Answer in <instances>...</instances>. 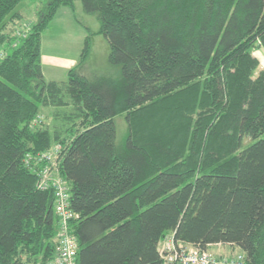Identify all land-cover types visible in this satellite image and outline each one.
Returning <instances> with one entry per match:
<instances>
[{
  "label": "trees",
  "instance_id": "obj_1",
  "mask_svg": "<svg viewBox=\"0 0 264 264\" xmlns=\"http://www.w3.org/2000/svg\"><path fill=\"white\" fill-rule=\"evenodd\" d=\"M21 1L0 0V264L55 259V192L25 156L57 143L75 264H162L172 232L264 264V0H82L120 72L76 65L65 80L44 75L42 33L75 0H49L11 33ZM90 47L88 35L78 63ZM47 105L67 107L64 126L32 125Z\"/></svg>",
  "mask_w": 264,
  "mask_h": 264
},
{
  "label": "rangeland",
  "instance_id": "obj_2",
  "mask_svg": "<svg viewBox=\"0 0 264 264\" xmlns=\"http://www.w3.org/2000/svg\"><path fill=\"white\" fill-rule=\"evenodd\" d=\"M48 1L22 0L17 5V10L22 13V18L17 19L14 23H9L8 30L17 34L26 32L29 26L38 18L40 9ZM99 28L100 18L98 13L87 12L83 7L82 0H75L73 7L61 5L55 17L42 33V64L46 78L67 79V71L79 62V55L84 48V41L88 35L91 43L89 55L83 62L77 64L78 71L89 75L95 73L119 74L120 66L109 61V43L107 38L99 32ZM262 53H264L263 48H255L254 54L260 60L257 72L264 69V55ZM45 59H49L48 65L44 62ZM66 110L67 107L43 106L39 113L42 115L41 122L51 130L57 126H64L65 118L62 114H65ZM115 122L117 142L123 143L128 130L125 115L123 113L116 115ZM209 248L215 253L227 255L240 251L228 244H212Z\"/></svg>",
  "mask_w": 264,
  "mask_h": 264
},
{
  "label": "built area",
  "instance_id": "obj_3",
  "mask_svg": "<svg viewBox=\"0 0 264 264\" xmlns=\"http://www.w3.org/2000/svg\"><path fill=\"white\" fill-rule=\"evenodd\" d=\"M41 121L42 115L38 114L32 125ZM62 147L57 143L45 150L29 152L25 156V163L37 174L39 188L52 187L55 192L54 209L59 218L58 246L55 259L50 264H75L77 243L68 224L74 215L70 206V186L59 171ZM159 252L162 264H244L246 259L243 251L231 255L215 253L209 247L177 240L173 232L161 240Z\"/></svg>",
  "mask_w": 264,
  "mask_h": 264
},
{
  "label": "crops",
  "instance_id": "obj_4",
  "mask_svg": "<svg viewBox=\"0 0 264 264\" xmlns=\"http://www.w3.org/2000/svg\"><path fill=\"white\" fill-rule=\"evenodd\" d=\"M86 36V35H85ZM85 38V37H84ZM81 53V52H80ZM262 55H264V53H262ZM80 56V55H79ZM42 58H43V55H42ZM46 60V61H45ZM44 62L47 63V65L49 64V59H45ZM42 63H43V60H42ZM78 63H75V65H77ZM42 67H43V64H42ZM45 75V74H44ZM46 77V76H45Z\"/></svg>",
  "mask_w": 264,
  "mask_h": 264
}]
</instances>
